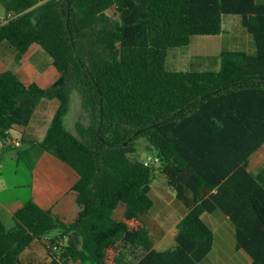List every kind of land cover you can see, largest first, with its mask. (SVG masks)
<instances>
[{"label": "trees", "instance_id": "1", "mask_svg": "<svg viewBox=\"0 0 264 264\" xmlns=\"http://www.w3.org/2000/svg\"><path fill=\"white\" fill-rule=\"evenodd\" d=\"M0 3L5 16L15 14L0 18V47L19 63L37 44L61 73L50 88L25 83L13 70L0 73V137L6 142L14 127L26 128L43 100L57 101L43 141L21 151L19 161L38 149L68 163L79 174L72 190L80 207L71 223L33 200L14 213L13 227L0 218V264H204L216 236L203 215L216 210L234 224L237 249L264 264V168L249 170L264 144V3ZM225 15L241 17L254 55L223 50L202 58L207 70L169 66L170 50L195 36L221 35ZM74 90L84 112L76 134L64 124ZM140 139L161 167L140 157ZM158 171L188 207L175 246L164 251L146 221Z\"/></svg>", "mask_w": 264, "mask_h": 264}, {"label": "crops", "instance_id": "2", "mask_svg": "<svg viewBox=\"0 0 264 264\" xmlns=\"http://www.w3.org/2000/svg\"><path fill=\"white\" fill-rule=\"evenodd\" d=\"M257 2L264 3V0H257ZM4 16L5 13L3 15H0V18H3ZM239 42L241 43V45H239L238 48L236 47V43L233 42L230 45L232 46L230 50L245 51L251 55H254L256 53V47L253 38L252 40L247 41V43H249V46H246V48L242 46L244 44L242 40H240ZM223 50H225L224 47L222 51ZM221 52L217 55L212 56H219ZM199 58H201L202 61L203 57L198 56V59ZM16 63L17 62H15L12 49H10L8 46H1L0 73L6 70H13L9 69V67L7 66L16 65L17 69L13 71H15V73L20 77L22 81H24L25 83H31L22 79L23 77L29 76L30 74L31 68H27L24 66L25 63H29L40 72H45L46 69L52 71V75L46 78V82H49L46 86H49V88L61 77V73L51 63V59L49 60L45 57V53L37 44L32 45L24 55L23 59L19 63ZM57 107V101L43 100L37 107L31 122L26 128H22L19 126L14 127V129L10 133L9 140L6 142H4L0 137V168L4 167L8 160H15L16 157L13 152L10 151L11 148H21L24 145L23 142H26L28 145L23 149L26 150L29 147L33 146L32 142L43 141ZM16 131L22 132L21 140L15 137L14 133ZM263 146L264 144L259 148V150ZM259 150L252 155L249 161V170L255 174L259 173L262 170H253L251 166L252 159L259 152ZM27 158L32 159L34 162L31 171L30 182L25 185L26 187H28V192L18 195V193L14 191V188H12V190L11 188L6 186L0 187V218L3 220V222L6 216L13 218V215L16 211L21 209L29 200H33L43 209L52 211L53 213L60 216L67 223L73 222L80 210V207L77 204V196L72 190L79 180V174L68 163L64 162L48 151H39L38 149H34L26 155V159ZM170 189L174 193V197L172 198L165 197L160 198L159 201H156L152 196L154 200V207L151 213L146 217L149 228L157 239L169 237L175 240L177 235V225L188 212V207L185 202L177 197L176 193L171 187ZM124 211L125 208L122 207L121 211L119 210V212H117L118 218L123 215ZM211 217L218 221L220 224H225V227H227L228 229V236H225V243L226 241H228V246H232V248L234 246V248L237 249L236 228L230 221V219L220 210H216L212 213H205L203 215V219L215 233L216 241L214 248L217 244L218 233L215 227L208 221V218ZM148 218L151 219L154 226H150ZM233 235L235 237V243L232 241ZM240 251L243 253L245 262H249V264H251L252 259L249 257V255L243 250Z\"/></svg>", "mask_w": 264, "mask_h": 264}, {"label": "rangeland", "instance_id": "3", "mask_svg": "<svg viewBox=\"0 0 264 264\" xmlns=\"http://www.w3.org/2000/svg\"><path fill=\"white\" fill-rule=\"evenodd\" d=\"M114 10L110 11L111 15H114ZM5 13L3 5L0 3V15ZM243 41L245 48L249 46L248 40H252V36L243 28L241 24V17L237 15H225L223 17V32L221 35L215 36H195L192 43L188 47L175 48L170 50L168 64L170 67L180 70V71H193V70H207L206 64L198 59V56H202L203 60L211 58L212 55L219 54L223 47L225 50H230V46L233 42L236 43L238 48ZM45 57L50 60V57L45 53ZM16 62V61H15ZM17 64V63H16ZM25 67L31 68L29 76L22 78L27 82L36 81L44 88H49L46 86V78L52 75V71L46 69L45 72H40L34 66L29 63L24 64ZM9 69H17L15 66H7ZM46 83V84H45ZM83 97L78 90H74L71 95L70 107L67 115L64 118V124L67 129L76 134V123L80 120L81 115L84 113L82 108ZM41 108V107H40ZM87 123V120H85ZM15 137L22 139V132L16 131L14 133ZM23 147H13L10 149L15 155V160H8L4 167L0 168V187L14 188V191L20 194H25L28 191V187L25 185L30 182L31 171L33 168L32 159H24L19 161V153L27 147V143L23 142ZM146 142L144 139L138 140L139 150L138 153L142 159H148L149 157L155 158L157 156L156 151H148L145 147ZM148 148V146H147ZM156 167H161V163L152 162ZM251 166L253 170L260 171L264 168V146L259 150V152L253 157ZM24 186V187H23ZM17 187V188H15ZM13 190V189H12ZM153 198L159 201L160 198H172L174 193L169 187L167 178L161 174L159 171L155 175V180L153 182ZM120 207V211H121ZM118 210V212H119ZM208 221L215 227L218 233V240L216 247L212 254L208 257L204 264H249L245 262L243 253L232 246H228V241L225 243V236H228V229L225 224H220L215 219L208 218ZM150 226H154L150 218H148ZM4 223L7 227L11 228L15 225V221L12 217H5ZM75 239V237H74ZM157 249L164 251L168 248H172L175 245V240L173 238H159L157 239ZM228 240V238H227ZM232 241L235 243V237L233 235ZM224 243V244H223ZM230 245V244H229ZM43 249L41 246L35 248L36 257L40 260L44 256L42 253ZM75 264V263H71Z\"/></svg>", "mask_w": 264, "mask_h": 264}, {"label": "built area", "instance_id": "4", "mask_svg": "<svg viewBox=\"0 0 264 264\" xmlns=\"http://www.w3.org/2000/svg\"><path fill=\"white\" fill-rule=\"evenodd\" d=\"M13 17H15V14L14 13H9L6 16H4L2 18V20H3V22H7L8 20L12 19ZM152 162L159 163L160 162V158H158V157H155V158L149 157L148 159H146V164H150Z\"/></svg>", "mask_w": 264, "mask_h": 264}, {"label": "water", "instance_id": "5", "mask_svg": "<svg viewBox=\"0 0 264 264\" xmlns=\"http://www.w3.org/2000/svg\"><path fill=\"white\" fill-rule=\"evenodd\" d=\"M148 149H151L150 146H148ZM73 240H74V235H71L69 239V244H72Z\"/></svg>", "mask_w": 264, "mask_h": 264}]
</instances>
